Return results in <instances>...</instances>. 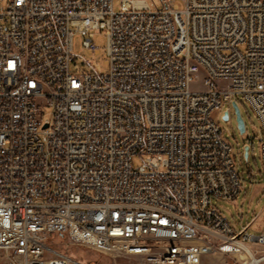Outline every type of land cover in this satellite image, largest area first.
<instances>
[{"label": "built area", "instance_id": "1", "mask_svg": "<svg viewBox=\"0 0 264 264\" xmlns=\"http://www.w3.org/2000/svg\"><path fill=\"white\" fill-rule=\"evenodd\" d=\"M114 1L0 0V264H264V230L212 203L243 187L217 122L237 98L264 171V0ZM101 31L105 71L72 72Z\"/></svg>", "mask_w": 264, "mask_h": 264}, {"label": "rangeland", "instance_id": "2", "mask_svg": "<svg viewBox=\"0 0 264 264\" xmlns=\"http://www.w3.org/2000/svg\"><path fill=\"white\" fill-rule=\"evenodd\" d=\"M147 4L154 8L160 6L158 0H145ZM174 3L182 7L179 0ZM119 1L115 0L113 7L119 9ZM83 37L76 34L73 38L72 55L74 61L70 63L72 72L93 71L104 72L106 66L104 60L106 38L103 31L95 33L93 40L98 42V52L90 53L82 45ZM90 62V63H88ZM93 68V69H92ZM195 82L191 83L192 88H197ZM241 116L245 123V131L240 133L236 127V121L232 109H229V119L223 120L222 113L229 106L224 105L219 113L217 122L222 129L223 136L230 144L233 150V156L237 170L243 179V187L236 199L233 201L213 199L212 203L217 207L222 216L228 221L235 232H239L244 226H247L246 232L253 235H259L264 230V171L261 170L258 157V142L261 137L259 131V122L254 116L250 107L237 98ZM244 144L249 145V155L247 161L243 158L242 148ZM135 161H140L135 158ZM252 247V245H250ZM68 253L88 261L92 264H129L131 259L128 257H113L92 250L76 246L60 245ZM200 264H233L232 259L219 253H213L203 257Z\"/></svg>", "mask_w": 264, "mask_h": 264}, {"label": "water", "instance_id": "3", "mask_svg": "<svg viewBox=\"0 0 264 264\" xmlns=\"http://www.w3.org/2000/svg\"><path fill=\"white\" fill-rule=\"evenodd\" d=\"M231 108H232V111L235 117L236 127L240 133H243L245 131V123L241 116L239 106L237 105L235 101H232ZM222 119L228 120V110L227 109L223 111ZM242 155H243V158L247 161L248 155H249V145L248 144L243 145Z\"/></svg>", "mask_w": 264, "mask_h": 264}, {"label": "trees", "instance_id": "4", "mask_svg": "<svg viewBox=\"0 0 264 264\" xmlns=\"http://www.w3.org/2000/svg\"><path fill=\"white\" fill-rule=\"evenodd\" d=\"M70 255H72V256H74V257H76L74 254H72V253H69ZM76 258H78V257H76ZM78 259H80V258H78ZM80 260H83V259H80ZM83 261H85V260H83ZM85 262H87V263H89V264H92V263H90V262H88V261H85Z\"/></svg>", "mask_w": 264, "mask_h": 264}]
</instances>
